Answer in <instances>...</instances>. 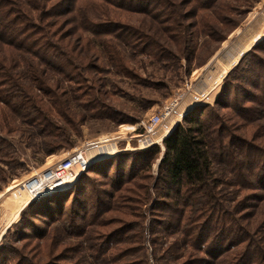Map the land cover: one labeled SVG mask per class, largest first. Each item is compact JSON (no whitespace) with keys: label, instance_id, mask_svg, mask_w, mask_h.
<instances>
[{"label":"trees","instance_id":"obj_1","mask_svg":"<svg viewBox=\"0 0 264 264\" xmlns=\"http://www.w3.org/2000/svg\"><path fill=\"white\" fill-rule=\"evenodd\" d=\"M218 3L219 0H0V131L18 135L35 154L50 156L71 148L72 137L89 119L116 125L128 122L105 102L101 85H95L92 78L88 86L81 73L89 76L93 70L98 71L105 58L110 59L117 73L126 72L122 53L127 49L161 62H188L194 55L195 35L208 34L209 39H214L212 28L219 21L200 14H216ZM123 14L148 19L147 30L151 34L162 31L179 53L159 45L142 24L132 27L124 23L120 19ZM191 19L193 22L188 23ZM256 49L257 46L250 52ZM243 59L225 78L214 105L188 111L162 140V147L152 145L122 152L89 168L87 172L106 180L103 186L108 189H95L91 200L80 208L74 207L76 202L69 217H56L48 225L49 230L35 237L62 246V253L55 259L59 263L42 261L40 258L45 256L38 246L34 257L38 256L37 261L19 254L15 264H117L120 254L131 252L130 248L122 251L117 246L136 226L121 223L118 229L104 233L112 225L107 215L135 216L147 205L151 206L152 216L160 217L159 231L181 235L163 251L160 258L166 264L177 259L173 249L186 246L218 264H262L264 255L244 224L250 210L256 207L253 202L264 201V134L260 135L264 131V76L251 84L253 93L241 88L244 97L238 98L234 94L239 82L235 74ZM254 59L264 72V61ZM94 61L96 65L91 67ZM50 76H60L69 87H60L58 80L50 84ZM32 140L41 141L35 144ZM12 147L0 135V156H8ZM156 160L155 176L144 174ZM101 166L104 169L100 171ZM83 178L84 175L72 187ZM202 260L195 257L186 262L201 264Z\"/></svg>","mask_w":264,"mask_h":264},{"label":"rangeland","instance_id":"obj_2","mask_svg":"<svg viewBox=\"0 0 264 264\" xmlns=\"http://www.w3.org/2000/svg\"><path fill=\"white\" fill-rule=\"evenodd\" d=\"M173 1L178 3L181 0ZM218 6L216 14L210 12L200 14L206 17L209 15L212 21L217 20L219 23L212 28L214 39H209L208 34L195 35L194 55L188 62L183 59L179 64L172 63L170 60L161 62L147 54L135 53L127 49L122 53L124 65L127 67L126 72L117 73L110 59L104 57L98 71L93 70L89 76L86 72L81 73L82 77L87 79L88 86L93 83L92 78L95 85H101L105 93V102L120 113L119 118L129 119L128 122L116 125L107 120L89 119L79 127L78 135L72 137V147L59 150L53 154L52 158H49L52 155L44 156L42 152L35 154L32 148L26 146L25 140L18 135H6L4 131H0L1 137L13 144L14 151L8 156H0V218L5 217L8 220L7 223H11L0 243V264H15L19 254L37 261L38 256L35 259L34 257L38 252V246L42 247L39 252L45 256L40 258L42 261L51 260L59 263L55 259L62 253V246L57 248L52 243H44L42 239L37 240L35 237L42 235L56 217L59 216L57 219L69 217L71 206H74L76 202L74 207L80 208L87 200H91L95 189H108L103 186L106 180L101 175L87 171L96 163H102L119 153L140 150L137 138V135L142 133L140 125L157 114L163 106L175 104L172 116L165 125L160 127L157 136L153 137L154 142L160 135L167 134L166 132L174 122L175 125L181 122L184 115L192 108L202 105L213 106L225 83V78L243 58L240 71L235 74L239 82H236L238 89L234 94L242 99L244 95L240 92L241 88L247 89V92H254L250 87L251 84H256L260 77L264 76L262 68L255 64L257 61L254 59L258 57L264 61V0H219ZM120 19L132 27L140 26V24L144 26L143 29L147 30L149 27L148 19L140 16L123 14ZM192 22L193 19L188 23ZM147 32L168 51L173 54L179 53V48L171 43L162 31L155 34H151L148 30ZM255 46H257L256 51L250 52ZM90 64L91 67H94L93 64L96 65L95 61ZM248 67L251 69L246 70ZM56 80L60 81V87L64 89L69 87L68 82L60 76H50L49 82L53 85ZM247 80L249 85L246 84ZM2 109L0 106V111ZM1 122L0 114V129ZM261 134H264L263 130ZM40 141L32 140L35 144H39ZM259 141L262 140L257 142ZM103 142H107L109 146L101 148L104 145L100 144L94 151L100 153L108 151L109 154L104 153L105 158L92 164L82 173L77 180L82 175L84 178L75 187L45 194L34 200H28L27 197L13 198L11 195L14 191L12 187L68 157L77 148L85 144ZM161 142L154 145L161 146ZM158 161H154L152 168L144 174L155 176ZM46 162L47 165H44ZM98 169L101 171L104 168L101 166ZM252 205L256 207L250 210L249 220L244 225H247L255 238L254 244L259 246L261 254L264 255V201H254ZM150 207L143 206V212L140 214L136 212L135 216L130 214L125 216L121 213L107 215L112 219V225L105 228L104 233L118 229L121 223L128 222L136 226H133V231L125 235L123 242L117 246L122 251L128 248L131 250L129 254H120L122 257L119 256L120 260L117 264L128 261L134 264H166L160 258L164 255L163 251L173 241L180 239L181 235L159 231L157 221L160 217L152 216ZM25 208L27 212L22 218L21 213ZM60 210L64 213L61 217ZM141 215H143L142 218H139ZM242 247L243 245L237 247L231 253ZM172 255L177 259L170 260L167 264H187L186 259L195 257L203 258L199 262L201 264H218L214 259L196 253L188 246L184 249H173ZM225 257L226 255L223 256ZM60 264H68V262H60Z\"/></svg>","mask_w":264,"mask_h":264},{"label":"built area","instance_id":"obj_3","mask_svg":"<svg viewBox=\"0 0 264 264\" xmlns=\"http://www.w3.org/2000/svg\"><path fill=\"white\" fill-rule=\"evenodd\" d=\"M174 107L175 104L171 103L163 106L157 114L149 117L147 121L140 125L142 133L137 135L138 149H146L156 144L153 141V137L157 136L160 127L168 122V119L172 116ZM100 144L104 145L101 148L109 146L107 142L91 145L85 144L77 148L68 157L55 162L37 173L34 177L26 179L19 185L12 187L14 191L11 195L13 198L27 197L28 200H34L45 194L72 187L77 178L87 171L92 164L106 157L104 153L108 151L102 154L94 151L97 145L99 146ZM106 154H109V152ZM7 221L5 217L0 218V243L11 224L7 223Z\"/></svg>","mask_w":264,"mask_h":264},{"label":"crops","instance_id":"obj_4","mask_svg":"<svg viewBox=\"0 0 264 264\" xmlns=\"http://www.w3.org/2000/svg\"><path fill=\"white\" fill-rule=\"evenodd\" d=\"M259 37H260V36H259ZM259 37H257V38H259ZM256 40H257V39H256ZM256 40H255V41H256ZM185 112H186V111H185ZM174 126H175V122H174V123L172 124V126L169 128V131L166 132L167 134H165V135H163V136L160 135V136L158 137V139H157V143H158V144H160V142L163 140V139L160 140V138H163L164 136L166 137V136L172 131V129L174 128ZM165 137H164V138H165ZM111 146H112V145H111ZM103 150H105V149H103ZM101 154H102V153H101ZM105 154H106V153H105ZM52 157H53V155L50 156L49 158H52ZM49 158H48V159H49ZM44 165H47V162H46Z\"/></svg>","mask_w":264,"mask_h":264},{"label":"water","instance_id":"obj_5","mask_svg":"<svg viewBox=\"0 0 264 264\" xmlns=\"http://www.w3.org/2000/svg\"><path fill=\"white\" fill-rule=\"evenodd\" d=\"M175 127H176V125H175ZM175 127H174V128H175ZM174 128H173V129H174ZM173 129H172V130H173Z\"/></svg>","mask_w":264,"mask_h":264},{"label":"bare ground","instance_id":"obj_6","mask_svg":"<svg viewBox=\"0 0 264 264\" xmlns=\"http://www.w3.org/2000/svg\"><path fill=\"white\" fill-rule=\"evenodd\" d=\"M156 143H157V141H156ZM158 144V143H157Z\"/></svg>","mask_w":264,"mask_h":264}]
</instances>
